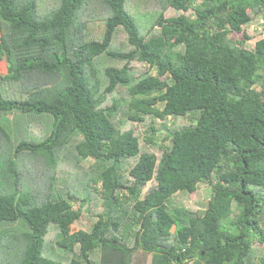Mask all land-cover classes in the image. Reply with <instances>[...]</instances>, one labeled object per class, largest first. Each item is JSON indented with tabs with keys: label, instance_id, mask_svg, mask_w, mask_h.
Here are the masks:
<instances>
[{
	"label": "trees",
	"instance_id": "1",
	"mask_svg": "<svg viewBox=\"0 0 264 264\" xmlns=\"http://www.w3.org/2000/svg\"><path fill=\"white\" fill-rule=\"evenodd\" d=\"M257 15L264 0H0V87L19 92L0 91V225L25 226L0 234V264H251L252 240L264 243V29L252 49L243 29ZM133 62L155 74L135 76ZM122 106L135 121L197 117L165 126L167 144L148 136L157 155L115 121ZM69 157L100 186L89 231L73 226L85 211L73 195H55L56 174L42 183ZM202 182L212 193L199 214L173 204ZM44 187L52 196L34 203ZM52 225L66 261L48 255Z\"/></svg>",
	"mask_w": 264,
	"mask_h": 264
},
{
	"label": "rangeland",
	"instance_id": "2",
	"mask_svg": "<svg viewBox=\"0 0 264 264\" xmlns=\"http://www.w3.org/2000/svg\"><path fill=\"white\" fill-rule=\"evenodd\" d=\"M132 5L133 3H129V6ZM180 13L181 11L169 7L167 10H165L164 15L176 16ZM185 14L191 15L190 11L186 12ZM139 18L142 23V26L145 27L147 25L146 18L143 16H139ZM262 20H263L262 16L260 15L254 16L253 20L243 29L244 32L248 35V39H246L245 41V46L248 49H252L254 46V42L263 35L262 32L264 27L262 26V24L264 23V21ZM95 28L96 30H93L92 32L90 31L88 32V34L86 35L88 38L100 37L99 35H95V32L101 35V32L104 29L103 22H96ZM236 35L237 33L234 32L232 34V37H235ZM237 36L240 39L243 37L242 34H239ZM118 37L122 38L123 42H125L126 37L124 31L120 30ZM112 47L121 48L123 46L116 38L115 45H113ZM133 69L135 76H139L145 73L146 71H150L152 74H155L154 68H150L147 64H142L140 62H133ZM6 72H7V63L4 59H0V74L4 75ZM1 83L2 85L0 87V91L5 90V92L9 94L10 97L13 96L12 94H16V95L19 94L18 89L12 86L13 85L12 82L1 81ZM122 92L124 93L123 95H125L123 89L115 91L114 93L107 94L106 99L103 102L102 106H110L112 104L113 99L117 100L118 98L121 97ZM16 97L19 98V96ZM157 106L161 107L162 104L158 103ZM127 112L128 111L122 106L121 109L119 108L118 110H116L113 118L115 119V121L119 122V126L122 129L131 128L138 135L141 147L157 155L160 153V149L155 145L147 143L148 136H151L153 141L156 142L157 144H160L163 141L165 142L164 144H167L168 133L165 126H171L174 122L175 125L176 124L187 125L190 122H192L194 118L197 117L196 114L190 113L188 116L177 117L175 119H171L168 117L164 120H159L151 116H145V118L142 121H135L127 118L126 115ZM152 127L156 131L149 135L148 131ZM32 130L35 133L38 132V128H34ZM65 159L66 158H64V160ZM68 160L70 163L63 162L61 165H60L61 161H59L57 169L49 171L50 173L46 176L47 179H45L42 183H45L47 185L48 179L54 173L56 174L55 175L56 179L54 182L55 184H53L54 187H56L57 189L55 195L58 194L56 195L57 197L58 196L66 197L68 192L73 195L74 199L72 201L69 200L72 206L76 207V209H78L79 207H82L83 210L85 209V211L82 212L81 217L76 221H74L73 226L77 229H84L89 231L93 225L92 222L93 218H91V215L100 212L102 210L101 195L98 193L100 186L99 183L96 185H94L93 183V179L96 177L94 176L95 171L92 164L88 162H83V163L78 162V160L75 161L73 158L71 159V157H69ZM129 166H130L129 164H125L124 166L125 170H127ZM38 167L40 168L41 171L34 174L31 173L34 176V179L30 178L32 182H35V179H37L38 176L42 174V170H43L42 164L38 163ZM153 183H154L153 180L149 181L141 192L144 194L149 188V186H151ZM28 184L31 186L30 181H28ZM28 184L27 183L22 184L21 189L27 191L30 188ZM1 189L6 190V189H10V187L4 185ZM40 192H43V194L39 195V197H35L33 200L34 203H40L42 200H44L42 199L43 195H45L46 197L52 196L48 194V190L45 187L42 188ZM211 193L212 192L210 186L207 183L202 182V183H198L196 190L192 193L177 192L173 196L172 201L175 206H183L189 208V210L196 211L199 214L202 210L206 208V203L207 200L210 198ZM83 200H86V202H84ZM233 210L234 212L236 211L235 204H233ZM13 228L18 229V233H21L24 230L25 226L21 222H15L12 224H2L0 225V234L9 233L8 236L16 235L17 233H15ZM173 229L174 228L172 227L171 231H173ZM56 232H57V228L54 225H52L49 233L50 238L48 241H46V246H48V250H47L48 255L50 257H54L61 261H66L67 259L70 258V255L73 252L59 248L58 245H56V240H57ZM251 252L253 254V256L251 257V264H262L261 258L264 257V243L256 242V239L254 238L252 240ZM93 255L94 257H97L99 256V252L94 251ZM10 258H12V256L8 255V257L5 259H10ZM3 261L4 262H2L1 264H10V262L5 263L6 261L5 260ZM136 263L147 264V259L145 255H140Z\"/></svg>",
	"mask_w": 264,
	"mask_h": 264
},
{
	"label": "clouds",
	"instance_id": "3",
	"mask_svg": "<svg viewBox=\"0 0 264 264\" xmlns=\"http://www.w3.org/2000/svg\"><path fill=\"white\" fill-rule=\"evenodd\" d=\"M68 193H69V192H68ZM70 194H71V193H70ZM42 197L44 198V197H46V196H42ZM43 198H42V199H43Z\"/></svg>",
	"mask_w": 264,
	"mask_h": 264
}]
</instances>
